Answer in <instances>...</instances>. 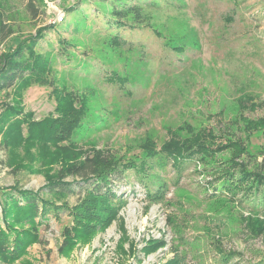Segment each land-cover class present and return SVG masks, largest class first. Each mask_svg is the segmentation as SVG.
<instances>
[{"label":"rangeland","instance_id":"374dc122","mask_svg":"<svg viewBox=\"0 0 264 264\" xmlns=\"http://www.w3.org/2000/svg\"><path fill=\"white\" fill-rule=\"evenodd\" d=\"M138 5L118 20L104 0H0V69L33 38L50 68L0 92V197L86 157L113 175L107 202L67 177L74 194L45 197L33 227L2 223L23 250L0 264H264L263 197L217 188L264 162V0ZM175 144L201 157L177 163Z\"/></svg>","mask_w":264,"mask_h":264},{"label":"trees","instance_id":"16d2710c","mask_svg":"<svg viewBox=\"0 0 264 264\" xmlns=\"http://www.w3.org/2000/svg\"><path fill=\"white\" fill-rule=\"evenodd\" d=\"M104 1L112 7L111 13L118 20H125L129 16H134V19H136L142 15L141 6H136V2L138 3L141 0H132V2L131 0ZM30 6L33 7L32 10L34 15H36L37 12L33 3ZM12 34V30L4 22H0V41L7 40ZM37 39H31L26 45L20 44L16 49L11 50L8 56L2 60L0 69V92L24 83L45 85L44 83L48 82L46 78L50 74L49 64L35 52L38 45ZM49 81L51 82V80ZM110 81H113V78ZM115 81L118 83V80ZM51 83H49L50 87H52ZM74 96H72L74 100H78L76 94ZM60 132L65 133L63 130H60ZM8 141L7 139L4 141L3 146L5 148H8ZM241 149L243 151L242 154H246V150L244 148ZM201 150L200 148L196 149L189 146L185 150H182L179 144L165 146L164 148L165 153L174 155L177 163L185 160L192 161L195 158L201 157ZM246 156H249V154ZM111 169V165L105 162L103 158L101 160V158L86 157L80 162L73 163L67 168L61 169L56 176L57 179L38 193L31 190L19 189L18 186L8 188L0 197V208L2 210L0 225L2 223H20L22 227H33L37 218L42 219L43 216L46 217L49 213V208L51 207L46 206L45 197L68 198L74 194V191L71 189L73 184L64 182L67 177H72L75 181L76 179L77 181L79 180L78 185L82 183L86 185L83 188L81 187L84 190V197H97L103 201H109L105 193L111 192L110 185L112 183L111 177L113 176L110 172ZM136 170L139 171L138 169ZM75 181L74 184L77 183ZM219 181L217 183L219 185L222 183V185L217 188L223 187L226 190H223V192L228 191L232 194L243 193L244 199L252 200L256 197H263L262 200H264V162L259 163L258 168L252 169L251 171L249 170L248 164L241 160L232 165L231 168H227L222 179ZM104 189H106V192ZM217 191L214 193L213 198H216L222 193ZM252 205L257 204L252 201ZM1 227L0 259L7 263L10 259L19 256L23 248L20 246L21 239L17 244L14 243L12 237L3 228L1 229Z\"/></svg>","mask_w":264,"mask_h":264}]
</instances>
